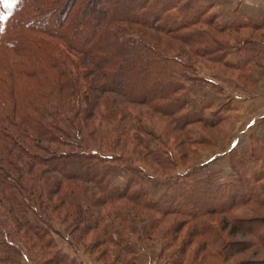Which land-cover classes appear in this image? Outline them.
<instances>
[{
  "label": "trees",
  "instance_id": "1",
  "mask_svg": "<svg viewBox=\"0 0 264 264\" xmlns=\"http://www.w3.org/2000/svg\"><path fill=\"white\" fill-rule=\"evenodd\" d=\"M181 1L0 0V67L5 72L0 76V205H10V218L38 240L51 264L87 263L56 250L46 216L50 204L53 212L69 207L65 219L76 216L71 227L98 229L105 241L131 254L130 242L124 245V238L103 227L102 211L112 207L122 216L123 201L162 216L186 217L207 237L206 245L217 240H208L215 228L207 217L264 207V144L254 137L247 154L231 157L233 180L217 183L212 174L184 178L156 202L133 176L123 187L111 184L113 163L126 158L119 148L130 141L160 167L174 164L169 150L134 138L137 129L146 136L152 130L137 127L130 107L167 118L191 143L203 141L192 138V124L222 122L206 115V106L189 109L195 67L189 58L239 69L248 79L252 68L264 72L258 48L264 41L233 44L232 38L217 37L241 29L264 31V19L237 11L234 22L224 26L210 14L211 5L189 10L180 7ZM230 46L241 53L235 64L228 61ZM246 160L257 161L259 169L247 175ZM71 184L83 185L88 196L67 190ZM238 228L250 237L238 244L239 251L264 250V215L234 219L232 230ZM22 255V246L5 231L0 264H17Z\"/></svg>",
  "mask_w": 264,
  "mask_h": 264
},
{
  "label": "rangeland",
  "instance_id": "2",
  "mask_svg": "<svg viewBox=\"0 0 264 264\" xmlns=\"http://www.w3.org/2000/svg\"><path fill=\"white\" fill-rule=\"evenodd\" d=\"M182 1L180 7L188 9ZM190 3L192 4L191 1ZM207 5L211 3L201 6ZM210 14L212 15L211 12ZM217 37L228 40L232 38L233 44L234 40L264 41V31L241 29L218 34ZM173 45L175 50L181 49L177 44ZM188 60L195 66L190 71L193 72V78L189 82V109L206 106V115L222 122L214 127L200 122L192 124V138L203 141L191 143L186 141L180 131L173 128L167 118L150 112L145 107H130L135 114L137 127L142 124L147 130H152V136H146L137 129L133 132L134 138L143 139L152 149L162 147L169 150L174 164L167 168L160 167L130 141L119 148L129 159L113 163V172L109 176L112 186L123 187L128 178L133 176L138 181V187L149 194L151 201L156 202L168 187L184 178L199 180L212 174L217 183L233 180L236 170L232 166V155L235 152L239 155L247 154L253 137L264 144V127L261 128L264 105L259 100L264 90V79L261 82H252L239 69L200 58ZM4 74V69L0 67V76ZM239 96H242V99H239ZM234 99L240 101L236 100L234 104ZM246 162L243 171L247 175L260 167L257 161ZM66 188L88 196L83 185L71 184ZM2 204L0 239L4 232L8 231L22 246L23 255L17 264H51L46 249L30 232L10 218V205L6 202ZM120 205L122 216L112 207L102 211L103 227L115 233L116 238H124V245L130 242L135 248L134 254L105 241L98 229L83 232L71 227L76 216L70 217L71 222L65 219L69 207L68 210L63 208L53 212L50 204L46 216L52 226L56 250L87 264H241L248 260H264V250L249 248L243 252L239 251L238 244L249 241L250 237L239 228L232 230L234 219L262 216L264 207L252 205L238 208L226 216L207 217L215 228L208 240L214 241L215 237L217 240L216 243L206 245L207 237L198 232L195 222L184 216H162L159 213L140 210L127 201ZM30 218L36 225L44 227L35 215L31 214Z\"/></svg>",
  "mask_w": 264,
  "mask_h": 264
},
{
  "label": "crops",
  "instance_id": "3",
  "mask_svg": "<svg viewBox=\"0 0 264 264\" xmlns=\"http://www.w3.org/2000/svg\"><path fill=\"white\" fill-rule=\"evenodd\" d=\"M192 2V4L190 3ZM183 0L182 4L185 8L189 10H196L203 4L211 3L212 14H217L220 23L224 26L231 24L234 22L236 18V12L240 11L248 17H252L255 19H264V0ZM262 53L264 54V46L258 47ZM241 57V53L236 50V48L230 49L228 53V61L231 63H237ZM249 78L252 82H261L264 79V72L261 68L255 67L252 68L248 74ZM264 90L262 92V97L260 95V102L264 105ZM242 99V96L238 97ZM239 99H234L235 101H240ZM246 99H244L245 101ZM264 118V114L261 115ZM255 121V120H253ZM264 127V119L261 123V128Z\"/></svg>",
  "mask_w": 264,
  "mask_h": 264
}]
</instances>
